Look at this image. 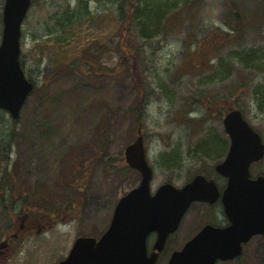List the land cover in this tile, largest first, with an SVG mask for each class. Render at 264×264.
<instances>
[{
    "label": "rangeland",
    "instance_id": "374dc122",
    "mask_svg": "<svg viewBox=\"0 0 264 264\" xmlns=\"http://www.w3.org/2000/svg\"><path fill=\"white\" fill-rule=\"evenodd\" d=\"M260 1H240L250 23L244 37L236 39L223 34L234 20L226 0H197L191 10L182 7L189 0H167L168 18L173 13L181 23H166L169 27L148 42L134 26L129 32L146 82L147 92H141L135 75L122 72L130 59L119 43L124 22L116 0H89L88 13L63 28L57 18L78 0H32L23 22L21 59L35 89L18 120L11 123L4 110L0 118V241L23 220L27 228L10 254L0 256V264H57L78 236L102 235L119 198L140 181V172L126 167L124 155L139 125L154 170L153 190L166 181L182 185L200 170L218 178L214 166L225 153L212 159L197 145L212 133L224 137L225 100L228 107L243 110L264 141V110L254 91H264V67H242L235 54L249 47L264 52V22L255 24L251 16ZM3 4L0 0V41ZM81 58L110 74L72 67V60ZM142 96L138 119L133 109ZM173 157L181 159L179 165ZM252 171L264 173V158ZM9 179L16 196L23 192L27 204L34 205L20 217L11 207V190L3 187ZM210 209L202 203L191 206L164 257L212 217ZM230 261L221 264H264V236H254Z\"/></svg>",
    "mask_w": 264,
    "mask_h": 264
},
{
    "label": "water",
    "instance_id": "95a60500",
    "mask_svg": "<svg viewBox=\"0 0 264 264\" xmlns=\"http://www.w3.org/2000/svg\"><path fill=\"white\" fill-rule=\"evenodd\" d=\"M31 0H5L0 43V108L17 119L33 91L20 62L22 22ZM230 136L229 152L216 164L227 177L222 199L231 223L227 227L205 225L182 249L173 252L168 264H215L242 252V243L254 234H264V175L251 177L250 164L264 156V142L243 116L232 109L223 118ZM140 132V129H139ZM127 163L140 171L138 186L121 196L108 229L100 236H78L69 254L57 264H155L169 233L175 231L190 203L214 201L216 182L197 174L182 186L165 182L151 193L150 166L140 133L125 149ZM157 232L154 249L148 254L147 235Z\"/></svg>",
    "mask_w": 264,
    "mask_h": 264
},
{
    "label": "trees",
    "instance_id": "16d2710c",
    "mask_svg": "<svg viewBox=\"0 0 264 264\" xmlns=\"http://www.w3.org/2000/svg\"><path fill=\"white\" fill-rule=\"evenodd\" d=\"M97 1V0H95ZM112 1V0H111ZM117 1V8L116 12L118 16L124 22L123 27L121 28V36L119 43L121 44L122 49L124 50L125 54L127 55V59H130V62L122 68V72L134 74L136 77V81L139 84V88L141 92L146 90L145 80H143L142 76L140 77L139 71L142 69L141 62L139 59V54L136 48L131 46L130 40L131 36L129 32L133 30H138L141 38L146 40L147 42L150 41L154 36L159 34V30H163L168 28L169 26L166 23H171L174 26L177 23L179 18L173 16V13L167 16V10L170 6L169 2L166 3L167 0H139L140 4L136 0H116ZM197 0H189V2H185L182 4V7L191 10L188 8L189 6L196 3ZM241 1V0H240ZM239 0H226L228 6V13L230 14L231 18L233 17L234 20L228 25L230 26V31H227L226 35L234 36L236 39H241L244 34V30L249 26L250 20L248 21L249 17L247 15H243L240 7ZM255 9H252L253 12L251 14L252 18L255 16V24L259 23L262 24L264 22V0L258 2ZM74 8V9H73ZM71 8L68 4L64 8V12L62 16L57 18V25H60L63 28L67 23L71 22L74 19H79L82 15L88 13L89 0H78V4L76 7ZM178 10V8H177ZM191 13V11H186ZM178 14V11L176 12ZM167 16V18H166ZM230 18V19H231ZM181 23L180 19L178 20ZM179 25V24H178ZM260 48L255 50L254 47H249L248 49H243V51L238 52L235 51V54L240 55V64L242 67L247 68H262L264 67V52H260ZM72 67L82 69L84 68L89 72H95L97 75L99 73L110 74V70L107 72L103 70V68L95 66L94 62L88 58H81L72 60ZM98 67V68H97ZM112 75V74H111ZM142 88H141V86ZM254 91L259 95V102L258 106L261 110H264V91L259 88H255ZM147 92V90H146ZM145 94V93H143ZM201 97H198L200 101ZM262 99V100H261ZM143 96L138 103L134 107V111L137 113L138 119H140V113L143 112ZM226 106L223 108V111H227L229 109L228 100H225ZM2 110L0 109V118L2 117ZM4 118V117H3ZM15 120H11V123ZM9 135L12 137L13 131L9 130ZM202 142H199L197 145L200 148V151L206 154V156L211 157L212 159H218L224 147V139L222 136L215 135L214 133L203 137ZM6 146V145H5ZM7 147V146H6ZM1 148V146H0ZM8 148V147H7ZM2 149V148H1ZM176 160V166L180 164L181 159L172 158ZM166 164L170 165L166 159ZM126 167H129L126 164ZM4 188L9 187L11 193L8 196H12L11 199L13 200V204L11 207L16 211L15 214L17 216H22V212L24 209L28 207L26 200L28 196H25L23 192H19L16 196L15 194V186L11 182V180H7L6 184L3 186ZM3 198V197H2ZM4 203V202H3ZM4 209H6V205H2ZM34 206L33 204L29 205L30 209ZM3 211L0 210V216ZM3 217V216H2Z\"/></svg>",
    "mask_w": 264,
    "mask_h": 264
},
{
    "label": "flooded vegetation",
    "instance_id": "af4514ba",
    "mask_svg": "<svg viewBox=\"0 0 264 264\" xmlns=\"http://www.w3.org/2000/svg\"><path fill=\"white\" fill-rule=\"evenodd\" d=\"M191 97L193 98L194 95H192ZM224 114H225V112H224ZM225 135H226V137L224 139V147H223L222 152H221L222 154L223 153L226 154L228 152V147H229V143H230L229 136L227 135L226 132H225ZM226 144L228 145L227 148H226ZM225 148H226V150H225ZM208 177L209 178H211V177L215 178L217 180V183L219 184L220 189H222L223 186L226 184V178L221 176V175L218 176L219 179L217 177H214L213 175L208 176ZM199 203H202L203 205H207L209 208H211L209 211V214L212 217L209 220H207L206 223H211L213 225H218V226H226L229 224L228 218H227L225 211H224V206H223L220 198H218V200L213 202V203L205 202V201H197V202H194L193 205L199 204ZM52 220H54V217L52 218ZM26 226H27L26 223L22 222L19 229L12 231L9 235L4 236V238L0 241V256L1 257H7L10 254L12 247L15 244V241L19 237V231L25 229ZM155 237H156L155 233H150L148 236V249H149V251H151V249H152V245H153V241H154ZM166 246L159 253L156 264H167L170 256L164 257V255H163ZM230 262L231 261H217L216 264L230 263Z\"/></svg>",
    "mask_w": 264,
    "mask_h": 264
}]
</instances>
